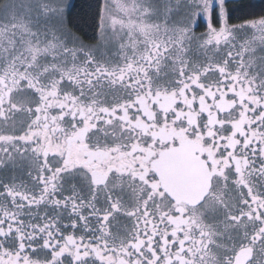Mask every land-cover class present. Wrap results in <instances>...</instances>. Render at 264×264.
I'll return each mask as SVG.
<instances>
[{"label": "snow or ice", "instance_id": "snow-or-ice-1", "mask_svg": "<svg viewBox=\"0 0 264 264\" xmlns=\"http://www.w3.org/2000/svg\"><path fill=\"white\" fill-rule=\"evenodd\" d=\"M227 2L97 0L85 42L0 0V264H264V11Z\"/></svg>", "mask_w": 264, "mask_h": 264}, {"label": "trees", "instance_id": "trees-1", "mask_svg": "<svg viewBox=\"0 0 264 264\" xmlns=\"http://www.w3.org/2000/svg\"><path fill=\"white\" fill-rule=\"evenodd\" d=\"M97 0H72L71 16L77 27L74 31L84 38L85 42H94L95 30L92 13ZM227 7L231 23H239L242 17L264 11V0H228Z\"/></svg>", "mask_w": 264, "mask_h": 264}, {"label": "flooded vegetation", "instance_id": "flooded-vegetation-1", "mask_svg": "<svg viewBox=\"0 0 264 264\" xmlns=\"http://www.w3.org/2000/svg\"><path fill=\"white\" fill-rule=\"evenodd\" d=\"M198 23H199L200 26L197 28V34H200L201 32L205 31L206 28L204 26L203 21H199Z\"/></svg>", "mask_w": 264, "mask_h": 264}, {"label": "rangeland", "instance_id": "rangeland-1", "mask_svg": "<svg viewBox=\"0 0 264 264\" xmlns=\"http://www.w3.org/2000/svg\"><path fill=\"white\" fill-rule=\"evenodd\" d=\"M66 2L71 5L72 0H66Z\"/></svg>", "mask_w": 264, "mask_h": 264}]
</instances>
